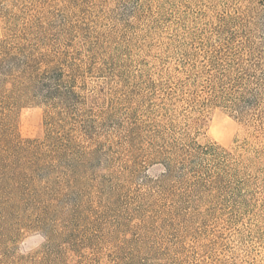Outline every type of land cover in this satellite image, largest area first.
<instances>
[{"label":"rangeland","instance_id":"obj_1","mask_svg":"<svg viewBox=\"0 0 264 264\" xmlns=\"http://www.w3.org/2000/svg\"><path fill=\"white\" fill-rule=\"evenodd\" d=\"M37 1L83 70L74 89L79 102L54 110L66 122L53 130L57 147L69 133L94 153L80 176H68L66 162L53 158L57 147L46 142V108L18 112L14 134L22 148L5 153L0 166V259L38 260L47 243L39 221L45 219L48 226L119 237L114 230L151 229L157 237L182 238L206 264H264L261 137L221 106L177 104V129L242 164L238 176L169 177L161 176L162 164L139 156L145 143L136 138L148 121L151 85L186 68L184 51L223 44L264 63V0ZM5 31L0 16V37ZM257 149L263 154L254 159ZM217 162L203 155L193 166L217 170ZM51 203L59 211L47 208ZM76 203L78 213L67 221Z\"/></svg>","mask_w":264,"mask_h":264},{"label":"trees","instance_id":"obj_2","mask_svg":"<svg viewBox=\"0 0 264 264\" xmlns=\"http://www.w3.org/2000/svg\"><path fill=\"white\" fill-rule=\"evenodd\" d=\"M40 4L37 0H0V16L6 24V31L0 37V166L5 153L22 148L15 143L14 134L16 116L22 108L34 105L46 108V123L50 125L46 142L57 147L59 138L53 130L65 128L66 122L63 118L58 121L59 114L54 110L59 104L69 110L79 102L74 89L83 70L80 64L70 60L66 43L54 31L51 16L38 8H43ZM221 45L184 51L186 68H175L177 74L150 87L148 121L138 127L136 138L145 143L139 156L163 165L161 176H238L240 173L237 167L242 163L230 152L215 145H200L185 128L177 129L174 112L180 103L221 106L251 129V136L261 137L264 144L261 56L243 57L242 50H229ZM62 139L53 158L66 162L63 167L68 176H80L94 149L83 151L69 133ZM262 154L263 149L255 150L254 159ZM203 155L218 160L214 164L217 170L193 166L194 160ZM216 182L213 180L211 185L219 187L221 182ZM39 193H35L36 198ZM46 194L53 196L50 191ZM51 207L59 211L52 203L47 206ZM78 207L79 203L73 204L67 221H71L73 212L78 213ZM39 221L46 230L47 240L39 259L28 262L0 259V264L207 263L205 257L197 255L193 245L185 246L182 238L157 237L151 229L114 230L123 235L119 237L86 226L75 230L63 224L48 226L45 219Z\"/></svg>","mask_w":264,"mask_h":264}]
</instances>
